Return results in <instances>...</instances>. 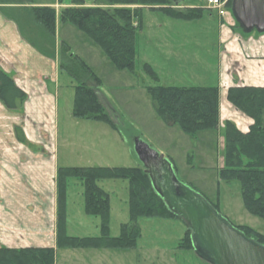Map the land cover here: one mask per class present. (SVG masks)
Listing matches in <instances>:
<instances>
[{"label":"rangeland","instance_id":"374dc122","mask_svg":"<svg viewBox=\"0 0 264 264\" xmlns=\"http://www.w3.org/2000/svg\"><path fill=\"white\" fill-rule=\"evenodd\" d=\"M35 1L54 0H33L34 4ZM180 3V7L200 4L206 10L201 18L184 21L149 6L141 9L143 26L138 32L136 72L118 67L103 48L77 26L61 23L62 38L71 43L72 49L83 56L101 78V97L117 128L106 121L75 116L76 81L59 70L56 57L45 56L36 49L29 57L37 81L31 97L32 102L37 103L32 106L40 105L43 109L40 121L50 132L46 133L47 138H53L60 165H139L141 160L133 149V141L140 135L174 161L181 180L210 201L219 203L221 213L233 223L247 224L264 233V217L246 208L240 181H226L219 174L224 163L223 122L227 119V110L221 116L219 128L192 134L185 132L178 123H167L154 106L149 85H218L222 82L219 71L225 48L220 42L218 10L210 7L207 0H180ZM10 6L6 9L12 8ZM0 13L4 14L1 9ZM236 27L243 36L263 33L258 30L245 32ZM145 62L154 67L159 79L146 72ZM232 70L228 72V79ZM220 91V106L224 110L226 92L224 88ZM3 110L0 153L10 154L19 149L15 146L13 127L19 117L14 109L4 107ZM19 145L21 150L22 145ZM44 148H48L47 145ZM99 183L111 194L109 231L119 235L122 222L130 219L129 181L107 178ZM83 190L81 181L72 178L67 199V231L74 235L100 234L101 217L86 213ZM139 224L141 236L133 247H58L55 264H213L189 247L191 232L179 216H144L139 218Z\"/></svg>","mask_w":264,"mask_h":264},{"label":"trees","instance_id":"16d2710c","mask_svg":"<svg viewBox=\"0 0 264 264\" xmlns=\"http://www.w3.org/2000/svg\"><path fill=\"white\" fill-rule=\"evenodd\" d=\"M231 2L227 1L230 10ZM71 3L58 11L54 5L34 4L33 0H0V9L8 19L16 22L26 41L41 54L56 57L60 69L76 81L73 114L106 121L114 128H117V124L106 110L101 97V78L67 40H58V19L70 22L87 33L118 67L136 72L138 32L143 26L141 9L144 6L186 20L201 18L206 10L200 4L180 7V0H92L91 4L87 0H71ZM9 5L12 8L6 9ZM236 26L240 27L237 21ZM144 69L152 78L159 79L157 71L149 62L144 63ZM148 89L157 112L167 123H178L185 132L192 134L221 126V91L218 85L153 84ZM26 97V89L0 65V100L10 109H18ZM226 98L253 121L247 129H242L234 120H224V163L219 174L226 181H240L246 208L264 217V85L231 84ZM18 137L24 139L20 130ZM170 160L176 169L174 161ZM72 178L79 179L84 186L86 213L101 217L100 234L68 233L67 199ZM107 178L129 181L130 219L122 222L119 235H112L109 231L111 194L99 183ZM57 191L55 244L22 247L1 245L0 264H55L58 247H133L141 236L140 217L177 216L155 190L151 176L142 163L60 165L57 170ZM210 202L221 212L219 203ZM229 221L248 237L264 244L263 232L247 224ZM189 240V247L194 248L191 236Z\"/></svg>","mask_w":264,"mask_h":264},{"label":"crops","instance_id":"0c3cea01","mask_svg":"<svg viewBox=\"0 0 264 264\" xmlns=\"http://www.w3.org/2000/svg\"><path fill=\"white\" fill-rule=\"evenodd\" d=\"M87 2L90 4L91 0ZM35 4L54 5L60 11L72 3L71 0H54L35 1ZM218 16L220 42L225 48L221 55L222 70L219 71V79L222 80L218 84L220 89L224 88L227 93L228 86L235 83L264 85V32L243 36L236 29V20L231 12ZM61 23L65 22L58 19L59 41L67 40L61 36ZM84 41L88 40L84 38ZM35 51L22 37L16 22L0 13V65L27 91L23 105L14 109L19 117L13 126L17 140L15 146L19 149L10 154L0 153V245L12 247L53 244L57 236V170L60 164L54 151L53 138H47L46 133L50 132L40 121L43 109L40 105L32 106V103H37L32 102L31 98L33 85L37 81L34 80L36 76L29 57ZM224 101L227 104L223 105L224 110L221 108V116L227 110L225 115L234 119L241 128L247 129L252 118L237 108L232 110L233 105L227 98ZM0 104L1 129L4 123L3 108L6 106L1 100ZM225 118L222 117V120ZM18 130L24 139H19ZM0 132L3 133L2 130ZM19 144L22 145L21 150ZM44 145L48 148H44ZM38 151L41 153L37 154Z\"/></svg>","mask_w":264,"mask_h":264},{"label":"water","instance_id":"95a60500","mask_svg":"<svg viewBox=\"0 0 264 264\" xmlns=\"http://www.w3.org/2000/svg\"><path fill=\"white\" fill-rule=\"evenodd\" d=\"M231 13L245 32H264V0H232ZM133 149L157 193L191 229L193 246L202 257L213 264H264V244L248 237L203 193L181 180L164 153L140 135Z\"/></svg>","mask_w":264,"mask_h":264},{"label":"built area","instance_id":"2783aa9c","mask_svg":"<svg viewBox=\"0 0 264 264\" xmlns=\"http://www.w3.org/2000/svg\"><path fill=\"white\" fill-rule=\"evenodd\" d=\"M227 1L228 0H207V3L210 7L216 8L218 13L223 16L230 12L227 6Z\"/></svg>","mask_w":264,"mask_h":264}]
</instances>
